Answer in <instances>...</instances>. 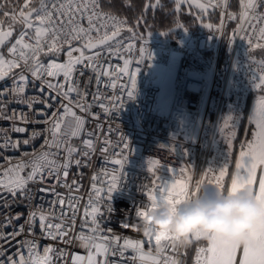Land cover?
I'll return each instance as SVG.
<instances>
[{
    "label": "built area",
    "instance_id": "2783aa9c",
    "mask_svg": "<svg viewBox=\"0 0 264 264\" xmlns=\"http://www.w3.org/2000/svg\"><path fill=\"white\" fill-rule=\"evenodd\" d=\"M236 1L237 11L232 8L233 0H228L227 8L209 7L217 13L215 24L208 31L190 34L188 42L169 37H143L148 40L147 45H144L137 34L136 27L130 24L125 16L114 11L119 17L127 19V26L122 29L119 37L124 42L121 54L113 56L104 51L99 60L103 69L112 73L111 78L100 76V83L97 85L95 73L84 68L83 65L77 66L74 73V79L79 82L82 90L85 81L91 77V83L87 86V102L92 104V112L98 116V119L86 116L84 134L79 139H72L71 143L79 146L81 139L91 138L96 151L87 159H83L80 167L73 164L66 181L61 176L59 184L54 178H46L43 184H29L32 195L31 204L28 201L21 202L20 197L13 202V198L5 193L7 200L11 203L9 211L13 215L19 212L24 216L14 222L12 227H0V232L11 233L18 224H23L30 208L33 207L43 210L49 216L51 223H64L66 228L74 219L69 236L73 242L70 244L60 240L53 241L46 234L41 235L38 221L35 229L37 251L40 256H43V249L46 246H51L55 249L50 254L52 264H72L73 256L87 257L90 250L80 246L75 237L81 234L93 235L92 216L85 214L86 210L91 212V208L88 207L90 197L94 202L96 200L91 185L95 183L97 188L104 189L102 195L106 200L107 188L112 176H120L119 166L113 164V160L127 156L118 187L111 193L109 203L113 210L110 214L105 213L103 217L98 218L104 234H107L109 228L116 234H120L121 221L127 220L131 223L138 219L136 210L148 203L144 193L153 185V181L156 185H160L164 182L171 184L175 179L189 182L190 188L194 189L196 181L200 180L202 174L208 172L210 167L214 169V172H209L207 179L218 176L220 168L225 164L228 166L231 162L229 139L231 138L233 144L235 136L233 137L232 133L244 115L249 92L255 89L253 77L264 75V65L261 64L263 60L252 54L260 49L250 47L248 42V37L251 36L255 44L256 34L252 32L248 23H243L245 31L238 30V25L241 24L239 20L241 9L240 0ZM205 3L208 5V0H205ZM22 4L23 0H20L16 7ZM222 13H224L223 16ZM229 13L236 14L237 19H229ZM262 13H264V7H259L255 15ZM250 22L257 28L264 27V21L251 20ZM81 24L87 28V19H83ZM19 28L20 26L14 31L12 39L15 38ZM127 28H132L133 32H129ZM102 32L103 29H101ZM92 35L96 36V33L93 32ZM260 42L264 43V41ZM75 43L78 46V42ZM129 44L133 47L125 51ZM142 46L148 48L153 58L137 65L138 49ZM91 54L92 52H86V55ZM66 59V55L62 52L58 62H64ZM125 59L129 61L128 73H136L137 66L140 69L136 74L137 88L133 99L127 98L124 90L125 86L129 88L131 86L129 75L118 72V69L123 67ZM45 62H47L46 59ZM81 70L84 71L83 76L80 75ZM160 70H166L171 75V80L164 72L161 73L160 78H157ZM58 79L63 82L62 76ZM255 82L259 83V80ZM11 84L12 79L6 78L0 81V88L11 86ZM38 85L39 82L37 87L33 88L30 84L25 95L41 96ZM97 92L100 93V102L110 109L109 115H105L103 109L93 100V94ZM44 95L46 96L47 92ZM72 95L75 99V94ZM52 96L50 103L53 107L45 109L49 116L52 111H62L60 105L67 103L62 97H56L55 93H52ZM121 98L124 102L122 107H120ZM42 108H44L43 104L34 105V109ZM13 111L17 114L24 111L31 119H43V117L35 116L34 112H30L23 104H8L6 112L10 115ZM76 111L84 115L78 109ZM229 115L234 119L228 121L226 125L225 121ZM12 123L8 119H2L0 128L7 131L12 127ZM15 123L17 126L25 127L27 131L24 133L9 131L8 134L13 140L22 141L28 138L34 129L43 132L47 127L43 123L24 124L19 119ZM88 132H93L94 136L88 137ZM45 135H41L31 145L25 146L21 143L18 150L0 152V165L8 166L4 157L11 158L12 163L15 164L21 159L23 152H31L33 148L39 149ZM105 140L110 143L105 144ZM125 143L129 145L128 149L123 148ZM102 147L108 149L106 153L100 151ZM62 156L63 152H61ZM77 158L80 157L74 156L73 160ZM149 159L161 162L162 167L157 168L155 176L147 170ZM170 168L175 169L174 174L169 171ZM181 169L185 171L181 172ZM93 176L96 177L95 180L92 179ZM189 176L190 181H188ZM156 177L160 179L157 180ZM73 181L76 183L73 184ZM65 182L71 187H65ZM206 186H208L207 180L201 189ZM41 187L48 188L49 191L39 192L38 189ZM77 188L79 191L76 190ZM59 199H63L65 203L60 205ZM70 199L71 208L69 207ZM4 217L5 213L0 209V223L3 222ZM96 235L99 236L100 233ZM129 235L140 238L138 234L130 233ZM25 239H32L27 235V228H25V235L16 237L10 244L0 241L5 254L3 259L7 256L18 258L16 254L20 251V242ZM95 242L103 241L97 239ZM151 246L146 245V249ZM182 250L179 255H176L180 262ZM60 252H63L62 256L59 255ZM24 254L27 256L26 249ZM132 255L131 250H126L125 257L109 255L108 259L109 261L123 260L125 264H140L139 260L131 259ZM204 258L205 255L201 254L200 264H204ZM98 259L102 258L98 257ZM85 264H87L86 260ZM189 264H196V248Z\"/></svg>",
    "mask_w": 264,
    "mask_h": 264
},
{
    "label": "snow or ice",
    "instance_id": "6c2138e0",
    "mask_svg": "<svg viewBox=\"0 0 264 264\" xmlns=\"http://www.w3.org/2000/svg\"><path fill=\"white\" fill-rule=\"evenodd\" d=\"M8 2L9 0H0V17L10 21L5 27V20L0 19V81L10 77L12 84L0 88V120L8 119L13 123L7 131L0 128V152L18 150L21 143L28 146L41 135H46L39 149L33 148L31 152H23L21 159L15 164L12 163L11 158L4 157L8 166L0 165V209L5 213L0 227L4 228L12 227L14 222L19 221L24 216L23 213L18 212L13 215L9 211L11 203L7 200L5 193L13 198V202H16L17 197H20L21 202L28 201L31 204L32 195L28 187L29 184H43L46 178H54L59 184L61 176L66 181L70 167L73 164L80 167L82 160L87 159L96 151L91 138L81 139L79 146L71 143L72 139H79L84 134L86 116L98 119V116L92 112V104L87 102V86L91 83V77L85 81L82 90L79 82L74 79V73L77 66L83 65L84 68L95 73L97 85L100 83V76L111 78L112 73L105 71L99 60L104 51L113 56L121 54L124 42L119 37L122 29L127 26V19L119 17L111 8L105 10L101 0H23L22 5L13 6L11 11L5 10ZM122 2L126 7L132 6L131 0H122ZM174 2L175 10L178 12L181 4L189 3V0H174ZM192 3H195V6L202 11H207L208 7L227 8L228 0H208L207 6L196 2V0H191L190 7ZM37 4L38 6H35ZM149 6L154 9L162 7L160 0H155V3ZM259 7H264V0H240L239 20L241 24L238 25V30L245 31L243 23H248L257 39V42L253 44L252 37L249 36V46L264 49V43L260 42L264 41V27L257 28L250 22L251 20L264 21V13L255 15ZM223 14L221 15L223 16ZM228 16L229 19H237L234 13H229ZM85 18L88 22L87 28L81 24ZM137 24H139V19ZM175 24L177 28H184L178 19ZM16 25H19L20 28L15 38L12 39ZM205 27L211 28L212 25L208 24ZM221 28H223L222 23ZM101 29H103L102 33ZM109 29L111 30L109 31ZM127 30L133 32L132 28H127ZM93 32L96 33V36L92 35ZM161 34L165 35L166 31H162ZM150 35L151 32L148 36ZM140 39L144 45H147L148 40L143 37ZM75 42H78V46ZM132 47L129 44L128 48L124 50L128 51ZM86 50L91 51L92 54L86 55ZM62 52L67 59L64 62H58V57ZM138 52L137 65L153 58L145 46L140 47ZM74 53H78V55H74ZM261 64L264 65V61H261ZM128 65L129 61L125 59L123 67L119 68L118 72L129 75L131 86L130 88L125 86L124 90L127 98L133 99L137 88L136 74L140 69L137 66L136 73H128ZM80 75H84L83 70L80 71ZM60 76L63 77V82L58 79ZM257 79L259 83L255 82ZM37 82H39L38 87L41 96L25 95L27 87L31 84L33 88H36ZM253 88L264 91V75L253 77ZM45 92H47L46 96L44 95ZM52 93H55L56 97H62L67 103L60 105L62 111H52L49 116L45 109L53 107L50 103V100L53 99ZM72 94H75V99ZM93 100L103 109L105 115L110 114V109L100 102L99 92L93 94ZM10 103L23 104L30 112H34L35 116L43 117V119H31L29 114L24 111L18 114L13 111L9 115L6 108ZM37 103L43 104L44 108L34 109V105ZM123 104V98H121L120 107ZM77 109L84 115L78 114ZM17 119L24 124L43 123L47 127L43 132L34 129L29 137L22 141L13 140L8 134L9 131L17 133L27 131L25 127L16 125ZM233 119L229 115L225 121L226 125L228 121ZM248 122L255 125L256 130L252 133V139L240 146L239 155L235 162V171L231 175L230 186L226 188L225 185V177L228 175L227 164L220 168L218 176L207 179L208 173L214 172V169L210 167L208 172L203 173L201 179L196 181L194 189L190 188L189 182L175 179L171 184L164 182L156 185L153 181V185L144 193L148 203L136 210L137 218L145 215L149 207L154 208L164 203L176 205L183 199L198 194L206 180L208 186H215L222 192L226 189H234L237 185L242 187L245 184L257 183L258 169H260L259 194H264V95H261L254 103L252 112L248 116ZM87 135L92 137L94 133L88 132ZM232 136H235V132L232 133ZM104 143L108 144L110 141L105 140ZM228 147L232 148L231 138ZM123 148L128 149L129 145L125 143ZM107 150L106 147L100 149L103 153H106ZM61 152H63L62 157ZM74 156L80 158L73 160ZM126 162L127 156L112 161L113 164L119 166L120 176H112L107 188L106 200L102 195L104 189L97 188L95 183L91 185L96 200L94 202L90 197L88 207L91 208V212L86 210L85 214L92 216L93 235L81 234L75 237L80 246L90 250L87 257L73 256L72 264H85V260L87 264H125L123 260L109 261L108 257L109 255L112 257L118 255L123 258L126 255V250H131L133 253L131 259L133 261L139 260L140 264H145V262H150V264H180V261L174 256L179 255L182 249L186 251L187 248L172 246L171 242L174 238L169 234L156 233L154 238L145 241L134 238L129 235L131 232L124 229L120 234H116L111 228L107 230V234L103 233L98 218L103 217L105 213L108 215L112 212V205L109 203L111 193L118 187L121 172ZM147 165L148 172L152 173L153 176H155L157 168L162 167L161 162L154 159H149ZM169 171L175 173L174 168H170ZM184 171L181 169V172ZM92 179L95 180L96 177L93 176ZM156 179L158 180L160 177H156ZM190 180L191 177L189 176L188 181ZM75 183L73 181V184ZM64 186L71 187L66 182ZM145 187L148 186L145 185ZM76 190L79 191V188ZM38 191L47 192L49 189L41 187ZM58 202L60 205L65 203L63 199H59ZM69 207H72L71 199ZM61 216H64L63 211ZM37 221L41 235L46 234L53 241L60 240L66 244L73 242L69 236L74 225V219L66 228L64 223H51L49 216L43 210L33 207L30 208L23 224H18L11 233L0 232V241L9 244L16 237L25 235V228H27V235L32 237V239H25L20 242V251L16 254L18 258L7 256L6 259H3L5 254L3 244L0 243L2 264H52L50 254L55 251L53 247L46 246L43 249V256H40L37 251L38 244L35 239ZM97 233L100 235L97 236ZM253 236L257 241V247L253 249H232L224 252L208 246H198L196 247V264H200V256L204 253L210 254L206 264H264V233H254ZM97 239L103 242L96 243ZM161 239L169 244L162 254L152 256L146 252V245L160 243ZM199 242V239L196 238L193 243L199 244ZM25 249L27 256L24 254ZM238 253H242L239 260H237ZM59 255L62 256L63 252H60ZM98 257L102 259H98Z\"/></svg>",
    "mask_w": 264,
    "mask_h": 264
},
{
    "label": "clouds",
    "instance_id": "9594fccd",
    "mask_svg": "<svg viewBox=\"0 0 264 264\" xmlns=\"http://www.w3.org/2000/svg\"><path fill=\"white\" fill-rule=\"evenodd\" d=\"M119 227L145 241L156 233L169 234L175 247L188 248L198 238L218 251L253 249L257 247L253 234L264 233V194H259L257 183L237 185L223 192L206 186L179 204L149 207L145 215L131 223L121 221ZM168 246L161 239L146 252L158 256Z\"/></svg>",
    "mask_w": 264,
    "mask_h": 264
},
{
    "label": "trees",
    "instance_id": "16d2710c",
    "mask_svg": "<svg viewBox=\"0 0 264 264\" xmlns=\"http://www.w3.org/2000/svg\"><path fill=\"white\" fill-rule=\"evenodd\" d=\"M20 0H9L5 10L11 11L13 6H17ZM162 7L152 8L149 5L155 3V0H131V7H126L122 0H101L102 6L105 9L111 8L115 12L125 16L130 24L134 25L139 37H169L183 42H188L190 34L210 30L217 20V13L211 8L207 11H202L195 5L189 6V3H182L180 10L177 12L174 0H160ZM38 5V4H37ZM35 5V6H37ZM148 6V7H146ZM232 8L237 11V1L233 0ZM5 20V27L10 22L7 18L0 17ZM139 19V24L137 20ZM179 22L186 28H177L175 21ZM211 24V28L205 25ZM19 25L15 26V30ZM166 31L165 35L161 32ZM149 32L151 35L148 36ZM253 56L264 61V49L256 50ZM264 95V91L254 89L249 92L246 103V115L240 122L236 130V136L233 140L231 148V162L228 165V175L225 178L226 188L229 186L230 171L234 166L238 149L244 139L248 125V116L253 98L256 96ZM198 246H206L202 242L199 244L193 243L186 251H182L181 264H189L190 259L194 255V250Z\"/></svg>",
    "mask_w": 264,
    "mask_h": 264
},
{
    "label": "rangeland",
    "instance_id": "374dc122",
    "mask_svg": "<svg viewBox=\"0 0 264 264\" xmlns=\"http://www.w3.org/2000/svg\"><path fill=\"white\" fill-rule=\"evenodd\" d=\"M196 2H198V3H203V4L206 5L205 0H196ZM189 3H191V0H189ZM192 5H195V3H192ZM206 6H207V5H206ZM163 72H164L166 75H169V73H168L166 70H160V72H159L158 75H157V78H160L161 73H163ZM168 77H169V80H171V75H169ZM261 95H262V94H261ZM261 95H260V96H261ZM260 96H256L255 98H253V101H252V104H251V107H250L249 115H250L251 112H252V109H253V105H254V103L257 101V99H258ZM255 130H256V129H255V125H253V124H249V122H248L247 129H246V133H245V135H244V139H243V141H242L241 144L246 143V141H250V140L252 139V133H253ZM240 146H241V145H240ZM245 150H246V148H245ZM239 151H240V147H239V149H238L236 159L238 158ZM236 159H235V162H236ZM234 171H235V163H234V166H233V168H232V173H233ZM231 175H232V174H231ZM230 183H231V178H230ZM229 186H230V184H229ZM182 251H183V250H182ZM174 258L177 259L176 256H174ZM180 263H181V262H180Z\"/></svg>",
    "mask_w": 264,
    "mask_h": 264
},
{
    "label": "bare ground",
    "instance_id": "6f19581e",
    "mask_svg": "<svg viewBox=\"0 0 264 264\" xmlns=\"http://www.w3.org/2000/svg\"><path fill=\"white\" fill-rule=\"evenodd\" d=\"M245 115H246V110H245V112H244L243 117L241 118V121H242V119L245 117ZM241 121H240V122H241ZM240 122L238 123V125L240 124ZM238 125H236L235 130H237ZM235 130H234V132H236ZM235 136H236V134H235ZM259 175H260V169H258V171H257V186H258ZM241 255H242V253H238V254H237V260L240 259Z\"/></svg>",
    "mask_w": 264,
    "mask_h": 264
},
{
    "label": "crops",
    "instance_id": "0c3cea01",
    "mask_svg": "<svg viewBox=\"0 0 264 264\" xmlns=\"http://www.w3.org/2000/svg\"><path fill=\"white\" fill-rule=\"evenodd\" d=\"M232 168H233V166H232ZM232 168H231V171H230V178H231V174H232ZM229 180H230V179H229ZM229 184H230V181H229ZM204 255H205V258H204V264H206V261H207L208 255H210V254L204 253Z\"/></svg>",
    "mask_w": 264,
    "mask_h": 264
},
{
    "label": "water",
    "instance_id": "95a60500",
    "mask_svg": "<svg viewBox=\"0 0 264 264\" xmlns=\"http://www.w3.org/2000/svg\"><path fill=\"white\" fill-rule=\"evenodd\" d=\"M92 51H95V50H92ZM86 52H91V51L86 50Z\"/></svg>",
    "mask_w": 264,
    "mask_h": 264
}]
</instances>
